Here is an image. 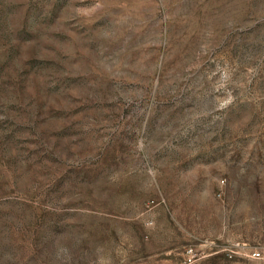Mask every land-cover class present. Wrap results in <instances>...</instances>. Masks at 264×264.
Returning <instances> with one entry per match:
<instances>
[{
  "label": "rangeland",
  "instance_id": "rangeland-1",
  "mask_svg": "<svg viewBox=\"0 0 264 264\" xmlns=\"http://www.w3.org/2000/svg\"><path fill=\"white\" fill-rule=\"evenodd\" d=\"M189 247L264 264V0H0V264Z\"/></svg>",
  "mask_w": 264,
  "mask_h": 264
},
{
  "label": "built area",
  "instance_id": "built-area-1",
  "mask_svg": "<svg viewBox=\"0 0 264 264\" xmlns=\"http://www.w3.org/2000/svg\"><path fill=\"white\" fill-rule=\"evenodd\" d=\"M250 256L255 257V258H261V252L254 250L250 253ZM196 258H197L196 250L193 247H189L186 250L184 264H191L196 260Z\"/></svg>",
  "mask_w": 264,
  "mask_h": 264
}]
</instances>
